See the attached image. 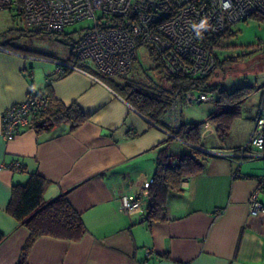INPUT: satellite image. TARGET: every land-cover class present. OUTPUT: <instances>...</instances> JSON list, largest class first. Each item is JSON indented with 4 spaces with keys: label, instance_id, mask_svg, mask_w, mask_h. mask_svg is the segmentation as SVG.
I'll return each mask as SVG.
<instances>
[{
    "label": "crops",
    "instance_id": "1",
    "mask_svg": "<svg viewBox=\"0 0 264 264\" xmlns=\"http://www.w3.org/2000/svg\"><path fill=\"white\" fill-rule=\"evenodd\" d=\"M5 42L0 39V264H16L28 238L27 227L11 217L6 206L12 185L24 184L31 173L46 180L45 201L66 197L80 214L85 232L76 241L38 237L29 249L28 264H264V212L251 214L247 205L264 158L225 155L248 139L264 92L257 108L245 105L247 99L241 103L240 116L224 142L210 123L201 127L198 148L210 155L206 169L187 176L179 190L169 193L165 221L148 225V196L141 211L126 213L120 194L139 193L143 182L153 179L157 154L166 145L171 162L193 146L169 135L181 123H195L183 116L186 104L178 105L172 118L164 114V124H158L91 66L77 62L81 70L51 75L55 61H73L69 44L55 57L17 50ZM148 55L154 59L150 51ZM154 63L150 68L158 74L159 85L163 75ZM127 75L109 79L123 85L133 80ZM47 87L64 104H76L86 120L72 130L61 124L41 132L27 123L6 140L1 134L4 109L29 91ZM254 96L256 102L258 94ZM216 112L214 104L208 115ZM206 121L208 116L201 122ZM15 160L21 164L18 171L7 167ZM257 198L264 204V188Z\"/></svg>",
    "mask_w": 264,
    "mask_h": 264
},
{
    "label": "built area",
    "instance_id": "2",
    "mask_svg": "<svg viewBox=\"0 0 264 264\" xmlns=\"http://www.w3.org/2000/svg\"><path fill=\"white\" fill-rule=\"evenodd\" d=\"M5 9L21 16L27 26L46 34H59L78 21L92 20V25L71 46L73 61H55L51 75L81 70L79 62L90 64L100 75L123 76L137 62L139 47L147 46L166 74L201 77L211 74L217 66L211 41L254 14L264 16V0H0V12ZM209 99L212 97L203 93L196 96L187 92L182 101L176 98L166 115L174 117L181 103ZM49 103V95L43 89L29 91L23 100L9 105L2 112V136L12 140L19 127L26 125L31 115L48 109ZM262 111L264 98L248 139L226 156H238L240 160L264 158ZM7 167L18 171L21 164L15 160ZM257 182L247 201L251 214L264 212V204L257 198L264 188V169ZM151 183L152 178L145 180L139 193L120 194L123 211H141Z\"/></svg>",
    "mask_w": 264,
    "mask_h": 264
},
{
    "label": "trees",
    "instance_id": "3",
    "mask_svg": "<svg viewBox=\"0 0 264 264\" xmlns=\"http://www.w3.org/2000/svg\"><path fill=\"white\" fill-rule=\"evenodd\" d=\"M251 18L264 20V16L259 14H254ZM229 30L230 28L217 39L211 41L212 52L221 38L228 36ZM76 40H70L69 37H66L64 42L72 46ZM5 45L17 49L12 47L8 41L5 42ZM22 51L32 52L25 49ZM149 51L163 75L162 83L159 85L153 87L134 80L118 85L113 84L109 76L104 75H101L102 80L111 83L113 88L139 112L161 125L164 124L161 120L163 115L176 101V98H180L182 101L187 92L215 93L217 112L208 115V121L215 128L219 139L224 142L233 121L240 116L239 107L241 103L253 94L255 89L249 85H244L228 91L218 83L211 84L209 82L213 72L201 77L170 76L165 73L153 52ZM231 62L233 61L228 60L226 63ZM218 64L220 63L217 60ZM45 90L50 98L48 109L31 115L32 119L28 121V124L37 132L61 124H68L69 129L72 130L86 120V116L76 104L66 105L57 99L48 87ZM203 124L205 122L181 123L176 129L171 130L173 135L193 145L188 152L182 153L174 162H171L172 155L169 152V145L159 150L156 157L155 173L148 188L149 201L145 215V221L148 225L155 221H165L167 219L166 200L169 193L179 190L181 182L187 176L203 172L206 169L210 155L198 148L200 146V129ZM46 185V180L37 173H31L24 184L12 185L6 212L29 230L28 238L20 250L16 264H28L29 249L40 236L45 235L76 241L85 232L80 214L73 209L64 195L50 201L44 200L43 194ZM3 237L4 234L0 231V241Z\"/></svg>",
    "mask_w": 264,
    "mask_h": 264
},
{
    "label": "rangeland",
    "instance_id": "4",
    "mask_svg": "<svg viewBox=\"0 0 264 264\" xmlns=\"http://www.w3.org/2000/svg\"><path fill=\"white\" fill-rule=\"evenodd\" d=\"M91 25V19H84L67 26L62 33L46 34L36 31L32 26H27L21 16L5 9L0 12V39L3 42L8 39L11 46L16 47L17 50L25 49L34 54L60 57L61 53L67 49L64 42L66 37L76 40ZM148 51L147 46L139 47L137 66H134L128 75L126 74V78L154 87L159 76L150 68L155 64V60L149 57ZM213 52L220 64L212 73L214 77L210 80L211 83L216 82L228 91L244 85L253 87L255 91L251 97H256L254 95L258 94L256 102L252 100L255 98L249 97L245 105L254 104L255 106L256 104L257 108L260 91L264 92V20L249 18L233 24L228 36L221 38ZM228 60L233 62L227 64ZM222 64L225 65L221 66ZM84 66L88 68L91 65L84 64ZM119 79L123 80V78ZM207 94L213 96V99L183 106V116L187 122L196 123L207 119L209 110L216 103V94L213 92ZM195 95L198 96L199 92H195ZM206 122L203 126L210 123Z\"/></svg>",
    "mask_w": 264,
    "mask_h": 264
},
{
    "label": "clouds",
    "instance_id": "5",
    "mask_svg": "<svg viewBox=\"0 0 264 264\" xmlns=\"http://www.w3.org/2000/svg\"><path fill=\"white\" fill-rule=\"evenodd\" d=\"M201 27H203V25H201Z\"/></svg>",
    "mask_w": 264,
    "mask_h": 264
},
{
    "label": "water",
    "instance_id": "6",
    "mask_svg": "<svg viewBox=\"0 0 264 264\" xmlns=\"http://www.w3.org/2000/svg\"><path fill=\"white\" fill-rule=\"evenodd\" d=\"M200 149V148H199ZM200 150H202V149H200Z\"/></svg>",
    "mask_w": 264,
    "mask_h": 264
}]
</instances>
